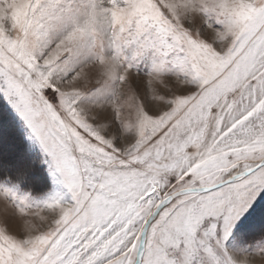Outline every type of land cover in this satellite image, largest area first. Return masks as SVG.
Segmentation results:
<instances>
[{"label": "snow or ice", "instance_id": "1", "mask_svg": "<svg viewBox=\"0 0 264 264\" xmlns=\"http://www.w3.org/2000/svg\"><path fill=\"white\" fill-rule=\"evenodd\" d=\"M5 120L0 264H264V0H0Z\"/></svg>", "mask_w": 264, "mask_h": 264}, {"label": "rangeland", "instance_id": "2", "mask_svg": "<svg viewBox=\"0 0 264 264\" xmlns=\"http://www.w3.org/2000/svg\"><path fill=\"white\" fill-rule=\"evenodd\" d=\"M0 136L3 137V143H4V149H5V152L8 151L9 148H14L15 151L17 153H19V148L16 147L17 143H19L20 145V141H19V138L15 135V132L10 130V128H8V126L6 125V122H4L3 124H0ZM13 145H15L14 147H12ZM18 150V151H17ZM22 163L24 165H27L28 164V161H24L22 160ZM41 181L39 179V176L36 178L35 181H33V184L36 186V187H39ZM25 189H27V185L24 186ZM0 208H2V202H0Z\"/></svg>", "mask_w": 264, "mask_h": 264}, {"label": "trees", "instance_id": "3", "mask_svg": "<svg viewBox=\"0 0 264 264\" xmlns=\"http://www.w3.org/2000/svg\"><path fill=\"white\" fill-rule=\"evenodd\" d=\"M6 122V125L8 126V128H10V130L14 131L15 132V135L18 137V133L16 132L15 130V126L13 124H11L9 121L5 120ZM19 138V137H18ZM12 146V145H11ZM15 145H13L12 147H14ZM17 148L20 149V145L19 143H17L16 145ZM18 151V150H17ZM18 154H21V149L19 150V153ZM22 160L24 161H28V158L27 157H24ZM29 162V161H28Z\"/></svg>", "mask_w": 264, "mask_h": 264}]
</instances>
